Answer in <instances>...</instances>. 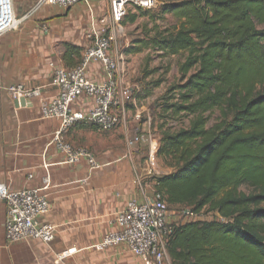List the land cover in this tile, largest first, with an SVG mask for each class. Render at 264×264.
Returning a JSON list of instances; mask_svg holds the SVG:
<instances>
[{
    "label": "trees",
    "instance_id": "1",
    "mask_svg": "<svg viewBox=\"0 0 264 264\" xmlns=\"http://www.w3.org/2000/svg\"><path fill=\"white\" fill-rule=\"evenodd\" d=\"M162 8L178 25L135 39L127 52L187 53L162 108L191 119L162 132L158 155L174 169L153 177L168 206L193 214L172 225V263L264 264V0H165ZM127 17L122 23L138 15ZM69 53L81 61V49L67 45ZM215 109L222 117L209 126ZM206 212L218 218L200 220Z\"/></svg>",
    "mask_w": 264,
    "mask_h": 264
},
{
    "label": "crops",
    "instance_id": "2",
    "mask_svg": "<svg viewBox=\"0 0 264 264\" xmlns=\"http://www.w3.org/2000/svg\"><path fill=\"white\" fill-rule=\"evenodd\" d=\"M13 1L21 22L0 37L4 87L0 97V182L17 190L43 187L48 178L50 185L45 192L51 211L44 220L55 225L56 237L51 243L36 239L9 243L5 236L7 206L0 201V264H143L142 258L126 245L97 247L109 231L116 229L115 218L129 200L146 201L155 192V181L143 184L136 171L135 159L140 154L133 152L127 142L116 143L121 130L128 141L126 115L121 127L111 131L107 138H98V142L93 140L103 132L81 127L83 122L63 132L65 140L73 145L92 147L100 166L91 170L85 160L68 163L66 155L56 148L53 139L60 123L42 117L38 100L23 103L22 98L12 97L7 91L12 85L23 84L28 88L41 87L44 98L55 97L58 88L53 83L50 63L74 67L79 61L70 53L64 58L67 45L81 49L83 55L93 28H111L115 41L123 32L119 24L112 22L111 0H94L69 8L46 5L26 19L24 15L37 0ZM136 10L132 8L130 12ZM132 44L123 48L122 60L124 55L129 58L142 52L128 53ZM90 75L97 81L105 79L98 63L91 64ZM125 76L120 65L118 81L123 82ZM87 106L82 101L75 107L86 109ZM141 122L143 129L148 122ZM146 170L149 174V169ZM153 170L151 178L158 176L160 168ZM70 249H73L71 253L60 257Z\"/></svg>",
    "mask_w": 264,
    "mask_h": 264
},
{
    "label": "built area",
    "instance_id": "3",
    "mask_svg": "<svg viewBox=\"0 0 264 264\" xmlns=\"http://www.w3.org/2000/svg\"><path fill=\"white\" fill-rule=\"evenodd\" d=\"M94 0H37L26 12L24 19L31 17L46 5H58L69 8L73 5L89 4ZM157 0H111V19L114 25L120 24L132 8L151 10L156 7ZM21 19L17 17L13 0H0V37L15 29ZM90 44L84 50L81 61L74 67H65L50 63L53 83L58 94L47 99L43 97L41 87L28 88L23 84L7 88L12 97L24 98L26 101L38 100L43 118L59 121L53 144L64 153L67 162L80 163L85 160L91 170L100 166L95 153L88 147H77L65 140L63 132L79 122H87L98 128L111 131L116 129L121 118L125 117L123 93L117 79L120 59L116 52V42L107 26L95 27L92 30ZM92 63L101 66L105 79L97 81L90 75ZM4 87L0 73V97ZM88 103L86 109H77V103ZM140 117V114H137ZM143 135L128 139L129 146L144 142ZM152 170L150 169V172ZM49 179H45L43 187L22 188L12 190L6 183L0 182V201L7 206L5 220V236L9 243L27 239H36L51 243L56 237V227L44 220L51 211L48 194ZM168 204L161 193L155 191L151 199L139 201L131 199L125 209L115 218L116 229L109 231L99 249L110 246L126 245L130 251L140 256L143 264H173L168 252V237L172 233L171 216ZM181 215L193 217L189 210ZM73 249L63 252L60 257L71 253Z\"/></svg>",
    "mask_w": 264,
    "mask_h": 264
},
{
    "label": "rangeland",
    "instance_id": "4",
    "mask_svg": "<svg viewBox=\"0 0 264 264\" xmlns=\"http://www.w3.org/2000/svg\"><path fill=\"white\" fill-rule=\"evenodd\" d=\"M155 8L147 11L136 10L134 13L138 15L134 23L121 22L119 24L122 27V33L116 38V52L121 62V67L124 72L125 79L120 82V88L123 93V105L125 109L126 121L129 131V138L134 139L137 135H143L147 140L144 142L135 143L131 146L132 151L140 154V158L135 159V168L138 174H140L142 183H149L153 178L151 176L154 173V168H160L158 175L171 172L174 168L170 160L159 156L158 150L161 145L162 132L164 130L175 131L182 127L189 125L191 117H165L166 115L162 108L163 98L166 96L168 89L179 83L180 80V64L185 60L187 53L181 55H162L156 50L149 48L144 49L142 52L132 55L127 58L123 56V60L120 58L123 52V48L131 44L137 38H149L156 34L157 30H162L166 27H173L178 25L176 18L170 13H163V3L165 0H157ZM133 12L129 11V15ZM128 19V17H127ZM156 26L158 28H156ZM158 79H162L159 86H153ZM152 88L151 95L142 97L144 91ZM142 97V98H140ZM131 111L128 115V111ZM140 114V117H137ZM209 115L208 125L219 121L222 117V113L219 109L213 110ZM124 118V117H123ZM123 118H121L120 125L111 130L114 132L123 125ZM142 120L147 121L148 124L143 129L141 128ZM98 138H107L111 131H103ZM107 136V137H106ZM126 133L121 130L117 133V144L126 145ZM80 147L81 145H75ZM81 147H88L89 145H82ZM149 169V174L147 170ZM150 169L152 170L150 172ZM168 213L171 216V220L174 223H182L192 220V218H186L181 215L179 206H168ZM217 215L214 213H204L199 216L200 220H214L217 219Z\"/></svg>",
    "mask_w": 264,
    "mask_h": 264
},
{
    "label": "water",
    "instance_id": "5",
    "mask_svg": "<svg viewBox=\"0 0 264 264\" xmlns=\"http://www.w3.org/2000/svg\"><path fill=\"white\" fill-rule=\"evenodd\" d=\"M21 100H22L23 103L26 101V99H24V98H22Z\"/></svg>",
    "mask_w": 264,
    "mask_h": 264
}]
</instances>
